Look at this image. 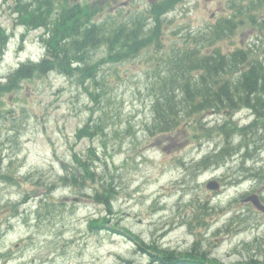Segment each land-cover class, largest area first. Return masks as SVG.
Segmentation results:
<instances>
[{"label":"rangeland","instance_id":"rangeland-1","mask_svg":"<svg viewBox=\"0 0 264 264\" xmlns=\"http://www.w3.org/2000/svg\"><path fill=\"white\" fill-rule=\"evenodd\" d=\"M116 3L117 0H89V5L101 12L99 21L101 17L116 15ZM247 4L259 19L257 23L245 14ZM15 6L16 0H0V26L14 33L7 42V36H3L7 49L0 60L2 76H7L21 62L41 59L45 52L40 38L43 29L19 25ZM237 8L241 9L238 14L244 17L234 32L213 46L202 48L211 51L220 48L227 54L236 48L254 45L263 53L264 27L260 24L264 21V0L184 1L165 27L164 50L170 49L174 41L189 40V45H193L191 35L204 39L205 30L237 12ZM137 9L145 8L137 6ZM179 25L184 36L173 31ZM115 48L121 50L119 46ZM107 49L100 44L89 52L93 56L91 61L99 62V77L105 78L106 85L85 88L78 79L51 72L24 80L18 90H10L0 98V107L10 110L1 125L11 136L5 152L11 154L9 161L13 156L12 172L19 179L0 181V207H3L0 224L12 216L13 211L7 206L9 200L20 203V212L10 218L17 231L2 243L3 248L10 249L9 264H149L147 251L152 250L149 246L153 244L181 245V250L194 245L199 252H212V257L216 255L222 264H242L252 260L253 255L254 264H261L264 221H229L228 210L244 191L259 189L264 193L261 175L247 176L249 172L242 167L245 164L264 166V149L261 152L264 137L258 142L256 154L247 161V151L242 149L233 154L231 151L220 163L212 162L194 170L197 161L225 144L224 136L211 132L212 136L197 138L201 131L209 130L198 127L191 132L193 128L186 126L172 133L152 135L147 124L152 122L154 114L155 95L151 85L153 69L158 67L155 47L121 59L107 58ZM94 87L97 93L91 92ZM246 113L249 115L245 117L246 122H250L249 111L237 113L235 117L244 123ZM90 117L93 122L102 120L106 135L79 138L77 131ZM201 118L210 127L221 123L225 115L210 111ZM14 122L18 129H10ZM256 132L261 135L264 127L256 128ZM246 139H251V133L247 132ZM234 141L238 145L240 137L236 136ZM9 144L17 149L16 153L8 148ZM93 152L99 155L95 164L90 162ZM75 154L78 162L86 165L77 186L67 174L63 181L60 179L66 173L62 161L78 165ZM239 168L245 170V176L239 173ZM90 170L95 173L92 179ZM112 175L116 181V198L108 208L97 197L103 192L99 188L101 180ZM211 177L222 178L221 191L206 188ZM45 183H54L47 194L44 191L48 189L40 185ZM35 187L40 188V198L30 195ZM84 193L89 196H83ZM74 197L81 200L76 201ZM208 201L215 207L206 208L209 211L203 219L207 223L201 224L197 221V211L200 214L201 204ZM49 202L54 204L55 213L47 217L42 210L47 209ZM22 212L30 215L29 221H25ZM51 216L50 221L62 224L57 228L65 229L63 225H66L68 233L64 240L59 239L56 230L37 224L49 221L47 218ZM98 221L104 228L97 229ZM133 233L138 236L133 237ZM16 243L20 244L16 246Z\"/></svg>","mask_w":264,"mask_h":264},{"label":"trees","instance_id":"trees-1","mask_svg":"<svg viewBox=\"0 0 264 264\" xmlns=\"http://www.w3.org/2000/svg\"><path fill=\"white\" fill-rule=\"evenodd\" d=\"M53 9L54 0H16L15 11L19 13L27 25L45 26L52 35L49 41L51 49L48 50L55 55L58 64L46 59L38 63L20 64L18 68L6 76L4 82L0 80V97L10 90H18L24 80L33 79L35 76L43 77L44 74L53 69L78 75L77 79L85 88L88 86L86 81L92 76L96 77V69L99 65L88 66L74 63V58H80V60L89 58L91 47L100 44L98 40L99 26L91 20L90 15L78 14V11L91 8L77 7L75 10L64 5L61 15L55 14ZM240 10L237 8V12H233L230 17L222 18L217 24L212 25V46L218 40L224 39L234 32L237 23L242 21L244 17L238 14ZM248 17L253 22H257L256 17ZM261 25L264 26V22ZM113 27V25L109 27L105 25L103 29L102 39L110 47L106 57L121 59L123 56H136L139 52L137 48L140 46H137L139 43V34L136 33L138 28L133 29V32H124V30H116ZM75 33L77 36L79 33L83 39L78 37V39L71 41L70 36ZM2 35L0 31V60L6 45ZM93 37L95 40L92 39ZM117 45L121 47L119 54H117V50L114 52ZM157 57L158 67L153 69L154 81L151 85L153 95H155L152 104L154 114L152 122L148 123L147 127L152 135L171 133L182 126L193 128L191 131L193 132L199 129L198 127L205 128L201 116L211 109L216 112L227 110V114L231 117L237 110L247 106L254 114H258L255 123L260 124L255 126L253 121L249 125L242 126L239 121L228 119L224 123L207 128L209 132L201 131V135L197 138L211 136L210 132L218 131V134L221 133L225 136L226 142L212 154L197 161L194 166L199 164V167L204 168L214 162V156L225 154L228 156L231 151V154L241 152L242 146L243 150L246 149L247 144L244 138H246L247 130L252 132L251 139H249V150L254 151V147L257 148L258 142L262 141L264 137V132L258 136L256 132V128L259 126L264 127V109L261 108L264 107V53L261 56L258 49L253 46L237 48L227 54L223 53L220 48H214L211 53H203L201 47L175 46L165 56L161 57L157 54ZM192 76H195V79ZM100 82L107 83L103 77L102 80L95 78L91 81V85H99ZM92 90L94 91L91 92L94 93L97 88L94 87ZM1 108L0 117L3 118L10 110H2ZM2 121L5 120L2 119ZM13 124L16 126L17 122ZM16 128L19 127L16 126ZM100 133L106 135L105 126L100 119L93 122L92 117L77 131L79 138L94 137ZM236 136L240 137L238 145H235L236 142L234 141ZM255 139L259 141L255 142ZM252 153L246 155L248 159L253 156H251ZM97 157H99L97 152H93L90 156V162L95 163ZM85 168V165L81 166L80 164L79 170L82 173ZM90 173L92 175L89 178L92 179L94 175L92 171ZM80 174L73 176V185L76 184L75 186H77L82 181L79 177ZM263 174L261 173L262 177ZM115 182V177L112 175L102 179L100 183L103 192L98 194L97 198L106 203L108 208L116 198ZM207 207H209L208 203L201 204L200 217L197 216V219L202 221L203 212H208ZM152 247L162 253V249L158 245ZM168 262L164 263L167 264Z\"/></svg>","mask_w":264,"mask_h":264},{"label":"flooded vegetation","instance_id":"flooded-vegetation-1","mask_svg":"<svg viewBox=\"0 0 264 264\" xmlns=\"http://www.w3.org/2000/svg\"><path fill=\"white\" fill-rule=\"evenodd\" d=\"M173 0H117V3L114 5V9H120L121 11H126L127 13H131L135 11L137 6H142L145 9L143 10V13L147 16L148 14H151L150 11L152 10V7H154L158 13L157 15V24L162 21L163 13L167 10V7L169 5V2ZM181 1H189V0H181ZM135 6V8H133ZM163 29V26L161 27ZM262 201H264V193H261L257 191ZM249 202H241L242 208H234L230 212L231 214H240L242 217L244 216L246 221H249V216L253 214H257L258 218H252L255 219V221H264V212L262 210L257 209L256 207H253V211L250 210L248 206ZM251 220V219H250ZM1 222V221H0ZM3 223L0 224V264H9L8 262V256H9V247L3 248L2 243L6 240V238L10 235H13L17 231V226L15 224H12L10 221H2ZM23 226H25L24 222H19ZM202 223V221H200ZM39 225H45L49 226L51 230H56V235L59 236L60 240H64L66 238V234L68 233V229L65 226V229L63 228H57L58 226H61L62 224L54 223V221H38ZM46 233L51 234L49 231L46 230ZM65 234V235H64ZM52 235V234H51ZM163 238L164 235H163ZM183 241V239H182ZM182 241L180 243H182ZM20 243H16V246H18ZM197 244V242H196ZM66 243H63V246H65ZM181 245L176 246H168V245H162V253L154 250L147 251L148 261L149 264H158L160 261L162 262H176V263H184V264H212V261H208L209 258L212 257V252L209 251H203L199 252L195 250L196 246H192L189 249L181 250ZM150 249H153V247L149 246ZM65 252V251H63ZM66 253V252H65ZM184 255L185 260L178 258L179 256ZM214 258H218L216 255H213Z\"/></svg>","mask_w":264,"mask_h":264},{"label":"bare ground","instance_id":"bare-ground-1","mask_svg":"<svg viewBox=\"0 0 264 264\" xmlns=\"http://www.w3.org/2000/svg\"><path fill=\"white\" fill-rule=\"evenodd\" d=\"M81 28V27H80ZM79 35V33H78ZM95 43V42H94ZM89 44V42H88ZM84 47V46H83ZM85 53V50L83 51ZM83 59V58H81ZM78 65V64H77ZM264 93V92H263ZM262 110L264 109V107H261ZM256 118H258V114H254V123H255V120ZM0 122H4L2 121V118L0 117ZM3 125V124H2ZM255 126H258V124L255 123ZM5 126H1L0 127V179H6L7 177H9L11 174L10 173H13L12 172V165L15 163V160L13 159V156L11 158V161H9L7 158L8 157H11V154H7L5 152V149H7V147L3 146V141L6 140L7 142L10 140L11 136L9 135V133H7L5 131V129L3 128ZM260 127V126H259ZM262 127V126H261ZM250 133H248L249 135ZM260 139V138H259ZM13 153H16V148H14L12 145L9 144V147H8ZM245 151H247L245 149ZM248 154V151L247 153H245V155ZM227 157V155H220V156H214L213 158V161L216 162V163H220L224 160V158ZM7 162V163H6ZM239 173H242L243 175L242 176H245V170L239 168ZM9 175V176H8ZM244 217V216H243ZM173 227H176V226H173ZM149 251V250H148ZM178 258L180 259H183L182 262L186 261L185 260V256L184 255H181L179 256ZM158 264H165L164 262L160 261ZM167 264H184V263H176V262H168Z\"/></svg>","mask_w":264,"mask_h":264},{"label":"water","instance_id":"water-1","mask_svg":"<svg viewBox=\"0 0 264 264\" xmlns=\"http://www.w3.org/2000/svg\"><path fill=\"white\" fill-rule=\"evenodd\" d=\"M208 186H209V187H212V188H217V187L219 186V184H218L216 181H211V182H209ZM75 199H77V198H75ZM249 199H252V200L255 202V204H256L257 206H259V207H263V206L260 204L259 199H258L256 196H253V195H252V196L249 197Z\"/></svg>","mask_w":264,"mask_h":264}]
</instances>
